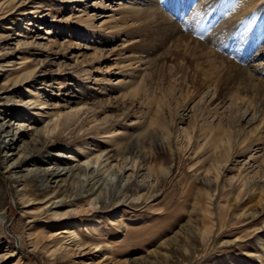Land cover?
Instances as JSON below:
<instances>
[{
    "label": "rangeland",
    "instance_id": "374dc122",
    "mask_svg": "<svg viewBox=\"0 0 264 264\" xmlns=\"http://www.w3.org/2000/svg\"><path fill=\"white\" fill-rule=\"evenodd\" d=\"M69 1L0 0V264H264V103L247 82L227 89L213 56L175 47L186 38L264 82V0ZM123 6L148 15L114 27ZM167 19L173 35L154 37ZM77 103L80 129L49 138L50 113ZM225 131L242 142L215 180L196 146ZM97 155L108 173L69 171L52 199L65 204L35 212L30 176ZM76 226L83 246L56 234Z\"/></svg>",
    "mask_w": 264,
    "mask_h": 264
},
{
    "label": "bare ground",
    "instance_id": "6f19581e",
    "mask_svg": "<svg viewBox=\"0 0 264 264\" xmlns=\"http://www.w3.org/2000/svg\"><path fill=\"white\" fill-rule=\"evenodd\" d=\"M242 1V0H241ZM69 2H74V0H70ZM214 2H215V0H214ZM213 4H215V3H213ZM125 7V8H124ZM120 10H122L120 13H121V15H120V17H119V21H118V23H116V24H114L115 26L114 27H117V25H119V23H123V25L125 24V23H127V24H125L124 26H128V23L129 22H132L133 23V20L134 19H139V18H141V17H145V16H147L148 15V10L147 9H135V8H133V7H127V6H123V7H120L119 8ZM242 10H243V12L241 13V14H243V13H246V11L248 10L247 9V7L246 6H243L242 7ZM31 13V11H27V14H30ZM104 15H102V17H103ZM112 17H113V15H112ZM111 17V18H112ZM114 18V17H113ZM112 18V19H113ZM3 19V18H2ZM167 21V24L166 25H163V26H156V30H153L152 31V34L154 35V37H160V35H161V33H164V32H166V34L167 35H173V33L170 31V29H171V25H172V21L171 20H169V19H167L166 20ZM240 27H241V30H243V27L244 26H241V25H239ZM238 26V27H239ZM111 27V26H110ZM122 28H124V27H122ZM145 29V26H138V31H141L142 29ZM121 29V28H120ZM240 29V28H239ZM170 31V32H169ZM176 42V44H175V47H182V50H181V48H180V50L179 51H181L182 53L183 52H185L186 53V50H188V48L189 49H191L193 52H190V55L191 56H193L194 58L195 57H200L201 58V56H205V57H207L208 58V56L210 57H212L213 56V60L212 59H210V60H212V61H209L210 62V64H212V66H213V68L216 70V71H218V73H220V72H222V75H221V73H220V79H221V83L223 82V81H228V82H232L231 84H230V86H228V85H226V86H228V87H226L227 89H230V88H234L235 86H239V85H243V84H245L246 82H247V84L250 86V87H252L253 88V91H255L256 93H259L260 94V96H261V100H262V103H264V82H260V81H257V80H255V79H253L252 77H250L247 73H244L243 71H241L239 68H237V67H235V66H228V65H225V66H223L222 65V63L221 62H219V60H217V58H216V56L215 55H213L211 52H209V51H205L204 49L205 48H203V47H200V45H196V44H194V43H192V42H190V41H188L186 38H181V39H179V40H177V41H175ZM191 44H192V46H191ZM190 46H191V48H190ZM175 49V48H174ZM182 55V54H181ZM188 56H189V54H188ZM188 61H190V59L188 58L187 59ZM191 60H192V58H191ZM209 60V59H208ZM197 63V62H196ZM8 65H10L11 66V64H8ZM1 66V65H0ZM6 66V65H5ZM225 68V71L223 72V69ZM21 78V77H20ZM22 79V78H21ZM17 80H18V78H17ZM22 80H24V79H22ZM230 80V81H229ZM26 81V80H25ZM8 81H5L4 83H3V87H2V89L5 91L6 89H7V87H8V85H10L11 83H7ZM16 82L17 81H14L13 82V84L12 85H15L16 84ZM256 82V83H255ZM220 83V84H221ZM6 84V85H5ZM8 84V85H7ZM242 87V86H241ZM244 87V86H243ZM245 88H247V86H246V84H245ZM245 88H241V89H245ZM248 89V88H247ZM226 90V89H225ZM247 91V90H246ZM250 91H251V89H250ZM254 92V93H255ZM231 94V93H230ZM235 95V94H234ZM233 95V96H234ZM255 95V94H254ZM229 96H231L232 97V94L231 95H229ZM228 96V97H229ZM238 96V95H237ZM257 96V95H256ZM258 98V97H257ZM237 99H239L240 100V102H241V99H242V97H237ZM32 102H34V101H32ZM234 102V101H233ZM260 103V102H259ZM84 107H83V104H79V103H77L76 105H74V106H72V108L69 110V111H67V112H63V111H61V110H56L55 112H52V113H50V115H49V118L47 119L48 120V126L46 127V130H45V132L48 134V133H52V135L49 137V138H51V139H54V140H58V139H60L61 137H62V135H63V133L66 131V130H69L73 125H75V124H77L78 122H80V124L78 125L79 126V129H80V127H81V125L83 124V121H81L80 119H81V114H84L85 112H86V110L85 109H83ZM80 111H82V112H80ZM166 132H168V130H166ZM226 132V133H225ZM224 132V135H222V136H219V135H215V136H208V135H206V134H204L203 136H202V138L200 139L202 142L199 144V145H197L196 147H197V151H200V150H204L205 148H208V149H211L212 151H211V163H212V166H211V168L210 169H213L214 168V173L213 174H215V180H216V178L219 176V171H220V169H221V165H223L224 163H226L229 159H230V157H232V154H231V152H232V149H233V146H239V144L242 142V139H239L240 141H236V140H234V136H232L230 133H227V131H225ZM188 135V134H187ZM188 137V136H187ZM130 139V138H129ZM130 141V140H129ZM234 147V148H235ZM243 147H244V149H246L247 148V146L246 145H243ZM117 149V148H116ZM121 149V148H120ZM234 150V149H233ZM61 154H60V152H56L55 153V156H60ZM68 156L67 157H64V159H69V158H72V157H74V155L70 152V153H68L67 154ZM113 157V155H106V158H105V160H108L109 158H112ZM249 157H251V156H249ZM84 163L83 164H81V165H78L77 164V166H71V167H68L67 169H66V167H63V168H61V169H57V170H55V171H45V172H35L32 176H30V182H32L33 183V186H35V184L38 182L39 183V186H40V188L39 189H37L38 191H40L41 193H43V195H44V197L43 198H35V199H33V200H37L38 199V203H41L39 206H38V210L37 211H35V212H45L46 210H48V209H52V205L53 204H55L56 206L55 207H57V206H61V204H62V202H63V204H65V201H66V199L64 200V201H62V199H59L58 198V200H56V201H53L52 199L53 198H56V197H58V193H60V194H63L66 190H67V188H68V184H69V182H68V180L66 179V178H62V175H65V174H68L69 173V171H76V170H78V171H81V172H83V176H84V178L82 179L83 180V182L82 183H84V179H85V181L87 180L86 179V170L88 169V167H89V165L90 164H94L95 166V168L96 169H93V171H92V173L95 171L96 173H98V171H100V170H102V172H107V170L109 169L110 170V168H112V166H106V165H103V163L102 162H100V155H97L96 157H94V160H89V159H87V160H84L83 161ZM220 162H221V164H220ZM4 163V162H3ZM220 164V165H219ZM262 164H263V169H264V159L262 160ZM132 165V164H131ZM211 165V164H210ZM126 166V165H125ZM125 166L123 167H121V166H116V165H114V167H116V169L118 170V171H121V170H123L124 168H125ZM133 167H131V168H133L132 169V171L131 172H134V168H135V166H136V162H135V164H134V162H133V165H132ZM15 167H18V166H14V165H11V167H8L7 166V168H6V173H8V174H11V172H12V169L13 168H15ZM262 167V166H261ZM93 168V167H92ZM262 169V170H263ZM210 171V170H209ZM208 171V172H209ZM264 172V171H263ZM108 173V172H107ZM263 175V174H262ZM264 176V175H263ZM214 177V176H213ZM10 178L12 179V177L10 176ZM219 178V177H218ZM217 178V179H218ZM261 178V177H260ZM264 178V177H263ZM58 180V181H57ZM241 180V179H240ZM51 181H53V182H55V181H57L56 182V185L54 186V187H51L49 184H48V182H51ZM61 182L60 184L58 183V182ZM36 182V183H35ZM68 182V183H67ZM71 185V184H70ZM240 186V185H239ZM242 188V187H241ZM21 189L22 190H26V188L25 187H21ZM89 193H88V195H85V196H83V197H81V200H82V198H84V197H86L87 198V196L89 197V196H92V195H95L94 197H89V199H88V202H87V204L89 205V206H94L95 204H96V199H97V196L98 195H96V194H93V192H92V189H89ZM242 191V189H240L239 190V192L237 193V195H236V199H240L241 198V194H240V192ZM21 193H19V195H20ZM153 196V195H152ZM27 200V199H26ZM52 200V201H51ZM27 201H29V199L27 200ZM70 200H68V202H69ZM78 201V200H77ZM123 200H120L119 202H122ZM2 204H3V201H2V199L0 198V211H1V207H2ZM26 205H28V204H26ZM72 211H74V212H81L82 210L81 209H75V210H72ZM30 213H34L33 211H31ZM53 215H55L56 217H63V216H65V215H67L68 214V211H64V212H61V213H58V212H56L55 210L53 211ZM0 214H1V212H0ZM4 220V218H0V221H3ZM80 226V225H79ZM60 228H66V227H60ZM76 228H77V226L73 229V230H64V229H62L60 232H58V233H56V234H58V235H60V234H62V236H60V238L63 240V239H66L67 237H68V239L66 240V241H64V242H67L68 244H70V243H74V244H76V245H78V246H83V245H85L86 243L85 242H80V239H79V235L76 233L77 231H76ZM92 230H94V231H96V230H98L97 229V225H93L92 226ZM63 243V242H62ZM37 242H35L34 244H33V246H34V248H37ZM48 245V244H47ZM61 246H62V244L61 243H59V245H57L56 247H55V249H54V251H58L59 250V248H61ZM93 246H94V248H96V249H98L99 248V244H96V243H94L93 244ZM47 249V248H46ZM160 252V251H159ZM155 254H157L158 253V250L157 251H155L154 252ZM164 259H166V261H168L169 259V255L167 254V253H159Z\"/></svg>",
    "mask_w": 264,
    "mask_h": 264
},
{
    "label": "water",
    "instance_id": "95a60500",
    "mask_svg": "<svg viewBox=\"0 0 264 264\" xmlns=\"http://www.w3.org/2000/svg\"><path fill=\"white\" fill-rule=\"evenodd\" d=\"M200 25H203V24H199V26H200ZM203 26H204V25H203ZM206 27H207V26H204V28H206Z\"/></svg>",
    "mask_w": 264,
    "mask_h": 264
}]
</instances>
